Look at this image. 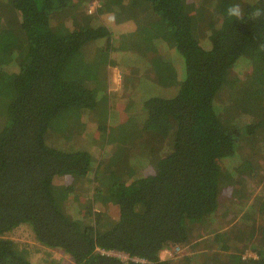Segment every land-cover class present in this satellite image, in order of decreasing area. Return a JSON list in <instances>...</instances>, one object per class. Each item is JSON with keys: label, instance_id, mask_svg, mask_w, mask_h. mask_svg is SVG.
I'll list each match as a JSON object with an SVG mask.
<instances>
[{"label": "trees", "instance_id": "trees-1", "mask_svg": "<svg viewBox=\"0 0 264 264\" xmlns=\"http://www.w3.org/2000/svg\"><path fill=\"white\" fill-rule=\"evenodd\" d=\"M92 1L0 0V264H32L30 250L9 236L23 225L71 264H233L212 238L221 231L225 247L242 243L257 253L240 264H264V18L251 15L264 0H139L154 12L135 32L147 40L145 55L159 41L148 67L178 90L145 102L126 146L115 135L127 133L122 124L107 126L114 110L120 116L117 91L112 106L100 101L69 60L106 39L100 53L110 83L111 12H142L132 9L136 0H101L96 8ZM233 3L243 9L237 21L226 16ZM154 15L164 22L155 32ZM145 25L150 33L141 32ZM160 30L184 58L183 70L160 60L168 46ZM104 112L95 130L69 121ZM172 246L185 248L183 256L164 260Z\"/></svg>", "mask_w": 264, "mask_h": 264}, {"label": "rangeland", "instance_id": "rangeland-1", "mask_svg": "<svg viewBox=\"0 0 264 264\" xmlns=\"http://www.w3.org/2000/svg\"><path fill=\"white\" fill-rule=\"evenodd\" d=\"M188 1L190 4H192L196 0H188ZM1 3H0V9L2 8ZM89 3L87 4V7ZM143 6H145L146 9L143 10L140 8L137 9H139L142 12L143 19H141V21L145 22L148 18H153L152 14H154V12L149 8H147L146 5ZM154 16L155 18L153 22V32L157 31L162 26L161 23H164L162 19L156 17L157 15ZM132 18H133V14H130L127 17H123V19L126 22L117 21V26L130 29L132 31L131 33L126 35L122 32L119 33L115 28L114 29L112 28V31H114V36H116V39L115 40L113 39V43L111 44L112 52H110L109 54V59L110 61L116 63V66H111L112 77L110 83L109 80H107L109 73H107L105 77V73L109 69V65L106 66V54H103V56H101L100 53L101 50L107 45L106 39L88 44L81 51L74 53L70 57L69 62L72 59V63L69 64L68 62L69 70L73 72V75H77V76L80 75L78 79L79 81H84L88 88L94 91L96 90L97 97L99 98L100 101H108L110 102V106H112L113 102L111 100V94L117 91L116 97L114 99V103L118 105L120 108L119 110L120 116H118V112H115L116 110H114L113 111L114 113L110 118V120L108 121L107 126L110 125V123L113 124L115 121L116 123L114 124L115 125L114 127H118L122 124L123 128L125 129V132L127 131V133H123L120 130L119 133H115V135L117 134L120 135V136L118 135L119 138L118 144H121L123 146H126V143H128V138H130V136L128 137L129 132H131V130L132 132L134 131L133 127H134V123H136L134 122L136 117H138L140 114L143 117L145 116V111H144L145 102L152 97L173 99L178 90L177 86L173 85L171 87H165L158 83L154 69L152 67H148V65L150 61L153 62L156 56L155 54L157 53V47H158L157 42L159 41H156L155 39L153 48L149 49L148 47V51L151 50L153 52V55L150 56L145 55L144 51L147 50V44H148L147 40L142 35H139L138 33L134 32V27L136 26V23L133 22L131 24L127 23L130 22ZM111 24L115 25V23H110L108 26H110ZM150 30L151 28L148 25H145L141 32L147 34L150 33ZM161 31L162 30H160L159 33L163 38V34L161 33ZM167 32L168 33H166V37L171 40L172 33L169 30ZM162 42L168 46L165 49L167 53H163L161 56H159L160 60L166 61L169 67H171V65L181 66L183 70L185 65L184 58L176 51L175 47L173 52L172 50L173 46L169 44L170 43L169 41H165L163 38ZM159 48L162 50L161 46ZM115 49L118 50V52ZM132 51L135 52V56H133L130 53ZM233 72H234L233 73L234 77L242 76L239 75L237 71H233ZM104 82L109 83L110 92L109 91H107L106 93L104 92L103 90L105 89ZM256 89L259 88L254 87V90ZM125 105L127 109L125 108V110H123ZM1 115H2V109L0 108V127H3L6 117L4 115V118H2ZM108 115L109 112L107 114L106 112H104V114L100 118H98L95 115L96 116L95 120L87 118V119H83V121H81L80 119L76 121V118H72L69 121L72 124L73 128H78L75 130L82 132L90 128H93V130H95L94 127L95 124L98 125V124L106 123V120L108 119ZM88 116L94 117V115H91L89 113ZM75 134L79 135L80 133L76 132ZM99 135L103 137L101 133H99ZM78 145L80 146L79 143H77V146ZM116 146L118 147V145ZM82 148H87V144L85 142H83ZM150 171H154V169L151 166L147 168L146 174H148ZM244 178H242V180H244ZM66 179L67 181H69V183L72 182L73 180L71 176H67ZM258 181L263 183L264 175L260 176ZM92 183L93 185L96 184V182H92ZM254 196H256V194ZM75 199L77 202L81 201L80 196H76ZM83 213L87 214L84 211ZM223 234L224 231H221L213 235L212 238H214L215 242L217 240L220 243H222V245L225 247L227 243L225 242L226 238ZM9 236L12 239H14L21 247H26L30 250V260L32 264H71L74 262L73 258L64 251L59 249L48 248L40 244L34 237V233L29 226L23 225L18 229H16V231L10 234ZM221 247L222 246L219 245L216 248L217 250L222 251L223 254H227L228 258L231 257L234 260L233 264H240L239 263L240 259L243 260L250 256H254V257L257 256V253L254 250L252 251H246V249L244 250L242 243L239 244L237 248L235 246L229 247L228 245L225 248L224 247L221 248ZM170 250L172 253H164V251L162 252V258L164 260L183 256L185 248H182L181 251H176L174 250V246H172L170 247Z\"/></svg>", "mask_w": 264, "mask_h": 264}, {"label": "crops", "instance_id": "crops-1", "mask_svg": "<svg viewBox=\"0 0 264 264\" xmlns=\"http://www.w3.org/2000/svg\"><path fill=\"white\" fill-rule=\"evenodd\" d=\"M143 3H140V1L139 0H136L133 4H132V9H137V8H139L141 5H142ZM125 7L128 9L127 10V13L129 12V7H128V4H126L125 3ZM134 15V14H133ZM127 16H129L128 14H124V13H122V15L121 14H119V15H117V12L116 11H114L113 12V14H112V12H111V16H110V23H115V26H114V28L116 29V27H118L119 29H120V31H118L119 33L120 32H122V33H124V34H129V33H131L132 31L130 30V29H127V28H123V27H119V26H117V21H119V22H126L124 19H123V17H127ZM142 17H143V15H141V14H139V16H133V18L131 19V21L130 22H127V23H136V26L134 27V32H136V31H139V29H140V27L142 26V21H141V19H142Z\"/></svg>", "mask_w": 264, "mask_h": 264}, {"label": "clouds", "instance_id": "clouds-1", "mask_svg": "<svg viewBox=\"0 0 264 264\" xmlns=\"http://www.w3.org/2000/svg\"><path fill=\"white\" fill-rule=\"evenodd\" d=\"M96 0H93L91 3ZM101 3V0H98ZM253 20H260L264 18V8H256L251 13ZM226 16L228 18H232L235 21L240 20L243 17V9L240 3H233L226 9ZM262 48H264V45H262Z\"/></svg>", "mask_w": 264, "mask_h": 264}, {"label": "built area", "instance_id": "built-area-1", "mask_svg": "<svg viewBox=\"0 0 264 264\" xmlns=\"http://www.w3.org/2000/svg\"><path fill=\"white\" fill-rule=\"evenodd\" d=\"M99 3H100V2H99L98 0L94 1L93 4H92V8H96V7L98 6ZM174 250H176V251H181L182 248L179 247V246H174ZM164 253H172L171 250H170V247L166 248V249L164 250ZM107 254H113V255L118 256V257H120V258H122V259H124V260L131 259V258H129V256L126 255L125 253H119V252H108ZM131 260H134V261H136V262H139V261H140V262H145L144 259H139V258H133V259H131Z\"/></svg>", "mask_w": 264, "mask_h": 264}]
</instances>
